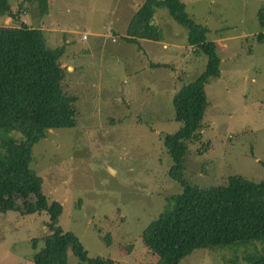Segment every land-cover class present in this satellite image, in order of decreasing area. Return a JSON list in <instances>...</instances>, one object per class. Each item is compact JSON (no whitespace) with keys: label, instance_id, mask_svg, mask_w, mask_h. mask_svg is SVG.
I'll return each mask as SVG.
<instances>
[{"label":"rangeland","instance_id":"1","mask_svg":"<svg viewBox=\"0 0 264 264\" xmlns=\"http://www.w3.org/2000/svg\"><path fill=\"white\" fill-rule=\"evenodd\" d=\"M142 1L7 0L13 17L0 15V25L40 28L48 47H65L58 62L66 69L65 89L77 96V123L48 128L32 146L30 166L47 202L61 205L56 223L61 230L78 238L89 259L115 264H156L139 236L167 207L165 197L182 190L167 175L170 158L162 141L180 125L171 97L205 63L165 7L151 18L161 40L126 42L130 12ZM180 1L191 20L206 27L220 69L204 83V125L200 140L188 143L183 176L204 187L223 185L230 174L260 181L264 41L256 34L263 30L257 11L264 0ZM34 200L28 194L0 206V264H32L42 247L48 216L34 208ZM262 244L195 249L179 264H250ZM67 260L87 264L70 250Z\"/></svg>","mask_w":264,"mask_h":264},{"label":"trees","instance_id":"2","mask_svg":"<svg viewBox=\"0 0 264 264\" xmlns=\"http://www.w3.org/2000/svg\"><path fill=\"white\" fill-rule=\"evenodd\" d=\"M159 7H165L186 28L187 44L203 53L205 63L171 97L173 119L180 125L165 133L162 141L170 158L167 175L182 190L165 197L168 205L144 227L141 245L156 257V264H179L195 249L262 240V253L250 264H264V179L256 182L230 174L225 184L204 187L183 176L188 143L200 140L204 125L208 106L204 83L220 75L215 43L205 39L206 27L187 16L180 0H143L129 18L122 38L126 42L161 40L160 30L151 23ZM0 15L13 17L7 0H0ZM257 17L263 30L256 38L264 41V3ZM64 51V45L48 47L40 28L25 23L0 25V206L13 197L33 194L34 208L47 213L48 233L41 238L42 247L33 253L32 264H68L69 250L87 264H115L110 259H89L78 238L61 230L56 224L61 205L47 202L41 178L30 166L32 146L48 128L77 123V96L65 89L66 69L58 62ZM36 242L31 249L35 250Z\"/></svg>","mask_w":264,"mask_h":264},{"label":"crops","instance_id":"3","mask_svg":"<svg viewBox=\"0 0 264 264\" xmlns=\"http://www.w3.org/2000/svg\"><path fill=\"white\" fill-rule=\"evenodd\" d=\"M139 4H140V3H139ZM139 4L137 5V7L139 6ZM137 7L135 8V10L137 9ZM135 10H134V11H135ZM134 11L130 12V17H131V15H132V13H133ZM128 16H129V15H128ZM130 17H129V18H130ZM128 20H129V19H128ZM127 23H128V21H127ZM126 26H127V24H126ZM126 26H125V28H124V34H123L122 36L125 35Z\"/></svg>","mask_w":264,"mask_h":264},{"label":"built area","instance_id":"4","mask_svg":"<svg viewBox=\"0 0 264 264\" xmlns=\"http://www.w3.org/2000/svg\"><path fill=\"white\" fill-rule=\"evenodd\" d=\"M83 38H85V36H83Z\"/></svg>","mask_w":264,"mask_h":264}]
</instances>
